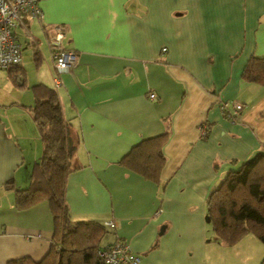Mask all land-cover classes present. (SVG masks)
<instances>
[{
    "label": "crops",
    "instance_id": "0c3cea01",
    "mask_svg": "<svg viewBox=\"0 0 264 264\" xmlns=\"http://www.w3.org/2000/svg\"><path fill=\"white\" fill-rule=\"evenodd\" d=\"M39 5V19L14 29L24 44L19 70L0 72V264L40 260L54 235L46 200L15 205L42 152L31 113L37 84L57 92L76 143L65 185L72 220L103 224L104 242L124 241L139 264H261L264 244L253 233L232 245L217 239L207 198L229 170L264 152V86L242 77L251 56H264V0ZM58 26L77 55L61 73L48 43ZM220 101L243 108L231 118ZM164 131L157 182L118 162Z\"/></svg>",
    "mask_w": 264,
    "mask_h": 264
},
{
    "label": "trees",
    "instance_id": "16d2710c",
    "mask_svg": "<svg viewBox=\"0 0 264 264\" xmlns=\"http://www.w3.org/2000/svg\"><path fill=\"white\" fill-rule=\"evenodd\" d=\"M26 17L29 16H24L23 20ZM19 68L20 64L7 71H18ZM242 77L264 86V56H251ZM32 89L35 102L31 113L42 152L34 162L29 184L15 189V205L28 208L46 200L52 214L54 235L48 252L40 260L22 256L10 259L6 264H107L97 253L99 248L113 242H103L105 226L70 217L65 185L68 173L73 169L71 162L76 143L70 134V123L63 116L58 94L55 89L42 84L34 85ZM168 135L169 132L164 131L141 139L118 162L157 182L165 163L163 144ZM207 215L220 242L232 245L246 233H253L264 244V152L256 153L237 169L226 173L208 195ZM261 264H264V257Z\"/></svg>",
    "mask_w": 264,
    "mask_h": 264
},
{
    "label": "built area",
    "instance_id": "2783aa9c",
    "mask_svg": "<svg viewBox=\"0 0 264 264\" xmlns=\"http://www.w3.org/2000/svg\"><path fill=\"white\" fill-rule=\"evenodd\" d=\"M40 0H0V69L7 70L17 66L21 61L20 44L15 35V27L22 24L24 16L40 18L42 11ZM64 30L61 26L56 27L54 35L48 43L51 49L53 67L56 72L69 71L77 62V55L62 45ZM165 50V48H162ZM55 86L59 82L55 79ZM154 98V94L149 95ZM220 109L229 117L238 114L243 104L239 101H220ZM114 225V222H107ZM107 264H139L140 257L131 251L130 246L121 240H115L105 247L97 250Z\"/></svg>",
    "mask_w": 264,
    "mask_h": 264
},
{
    "label": "rangeland",
    "instance_id": "374dc122",
    "mask_svg": "<svg viewBox=\"0 0 264 264\" xmlns=\"http://www.w3.org/2000/svg\"><path fill=\"white\" fill-rule=\"evenodd\" d=\"M31 38V37H30ZM20 40L22 41V38H20ZM26 48V47H25ZM24 50V44L22 43L21 44V49L20 51L22 52ZM31 58H30V61H29V64H27L25 67L26 69V72H27V75H32V72H33V63L31 62ZM0 72L3 73L4 75H7L6 73V70L4 69H0ZM5 82V81H4ZM2 85V83H0V86ZM3 86V85H2ZM3 88H7L6 86H4ZM103 242H104V239H103Z\"/></svg>",
    "mask_w": 264,
    "mask_h": 264
}]
</instances>
